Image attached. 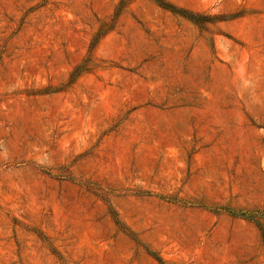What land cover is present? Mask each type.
Segmentation results:
<instances>
[{
  "label": "rangeland",
  "instance_id": "374dc122",
  "mask_svg": "<svg viewBox=\"0 0 264 264\" xmlns=\"http://www.w3.org/2000/svg\"><path fill=\"white\" fill-rule=\"evenodd\" d=\"M118 1L0 0V264H264V0Z\"/></svg>",
  "mask_w": 264,
  "mask_h": 264
},
{
  "label": "trees",
  "instance_id": "16d2710c",
  "mask_svg": "<svg viewBox=\"0 0 264 264\" xmlns=\"http://www.w3.org/2000/svg\"><path fill=\"white\" fill-rule=\"evenodd\" d=\"M129 1L130 0H119L118 4L116 5L115 15H117L119 10L122 8V6ZM152 1L156 5H158L159 7L163 8L165 10H168L169 12H171L175 15L182 16V17H184V18H186V19H188L194 23H198L199 22L198 18H201V16H202L196 12L177 7V6H175L171 3H168L167 1H164V0H152ZM234 16H235L234 14L218 15L217 17H207L209 19H207L206 21L230 19V18H233ZM95 37H96V34H95ZM80 72H81L80 71V65H76L73 68L72 72L70 73V79L69 80H72L73 78H75ZM260 232H261V235L264 236V232L262 229L260 230ZM151 254L159 264H164V261L158 255H153V253H151Z\"/></svg>",
  "mask_w": 264,
  "mask_h": 264
}]
</instances>
